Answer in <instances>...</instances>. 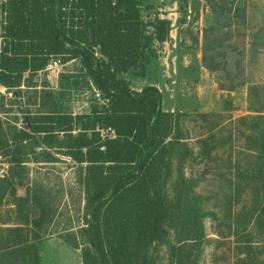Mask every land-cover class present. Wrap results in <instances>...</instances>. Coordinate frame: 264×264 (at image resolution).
I'll return each mask as SVG.
<instances>
[{"label": "rangeland", "instance_id": "rangeland-1", "mask_svg": "<svg viewBox=\"0 0 264 264\" xmlns=\"http://www.w3.org/2000/svg\"><path fill=\"white\" fill-rule=\"evenodd\" d=\"M231 1L216 14L211 5L222 0H143V20L171 21L169 39L155 43L158 56L144 77L120 75L135 91L158 89L164 111L186 115L179 157L189 219L201 231L187 246L188 264H264V0ZM6 17L0 8V49ZM207 31L214 47L205 51ZM63 61L57 56L44 70L26 73L22 98L0 84V249L76 232L78 241L88 238L79 230L89 219L84 173L80 163L64 155L68 134H37L24 142L18 137L34 115H85L94 105L108 106L95 96L101 90L80 59L58 70ZM88 117L82 123L94 116ZM82 125L75 122L73 135ZM166 238L152 245L156 264H174L176 232ZM26 251L32 256L31 248Z\"/></svg>", "mask_w": 264, "mask_h": 264}, {"label": "trees", "instance_id": "trees-1", "mask_svg": "<svg viewBox=\"0 0 264 264\" xmlns=\"http://www.w3.org/2000/svg\"><path fill=\"white\" fill-rule=\"evenodd\" d=\"M225 1L213 3L211 11L217 14L227 8ZM142 5L143 0L1 1L7 17L1 26L5 41L0 49V84L15 98H22L26 73L36 74L61 56L64 63L80 59L86 76L109 99L107 107L94 105L85 115L58 111L34 115L27 130L18 131L22 142L57 132L70 138L64 155L80 163L84 173L89 219L88 227L79 230L88 238L80 242L76 232L64 239L82 250L84 264H156L152 245L166 243L172 230L178 239L177 246L170 243L174 264H188L187 246L201 237L189 219L179 157L185 145L181 136L185 113L164 111L158 89L138 92L120 77L130 72L144 77L158 56L155 43L169 39L171 21L158 16L143 20ZM210 32L205 34V51L214 47ZM75 122L83 124L77 135L72 133Z\"/></svg>", "mask_w": 264, "mask_h": 264}, {"label": "crops", "instance_id": "crops-1", "mask_svg": "<svg viewBox=\"0 0 264 264\" xmlns=\"http://www.w3.org/2000/svg\"><path fill=\"white\" fill-rule=\"evenodd\" d=\"M69 62L57 66L58 70H67L64 67ZM31 244L33 246L29 247ZM28 248L33 250L32 256L26 251ZM23 251L26 255H22ZM0 264H84V261L80 248L73 247L63 236L56 235L3 247L0 249Z\"/></svg>", "mask_w": 264, "mask_h": 264}, {"label": "built area", "instance_id": "built-area-1", "mask_svg": "<svg viewBox=\"0 0 264 264\" xmlns=\"http://www.w3.org/2000/svg\"><path fill=\"white\" fill-rule=\"evenodd\" d=\"M56 64H57V62L54 61L53 63H51V64L49 65V67H53V65H56ZM95 96L97 97L98 100H101L103 103H108V102H109V99H108V98H105V97L103 96V93H102L101 91H99V90H96V92H95ZM103 99H104V100H103Z\"/></svg>", "mask_w": 264, "mask_h": 264}, {"label": "water", "instance_id": "water-1", "mask_svg": "<svg viewBox=\"0 0 264 264\" xmlns=\"http://www.w3.org/2000/svg\"><path fill=\"white\" fill-rule=\"evenodd\" d=\"M61 40L64 41V38L61 37ZM152 142H153V137H152V139H151V141H150V143H149V146H151Z\"/></svg>", "mask_w": 264, "mask_h": 264}]
</instances>
